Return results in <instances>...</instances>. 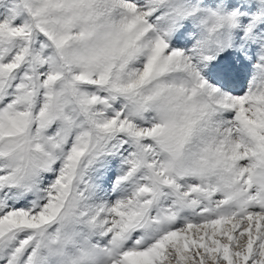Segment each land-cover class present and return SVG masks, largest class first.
Returning <instances> with one entry per match:
<instances>
[{
    "label": "snow or ice",
    "instance_id": "6c2138e0",
    "mask_svg": "<svg viewBox=\"0 0 264 264\" xmlns=\"http://www.w3.org/2000/svg\"><path fill=\"white\" fill-rule=\"evenodd\" d=\"M0 264H264V0H0Z\"/></svg>",
    "mask_w": 264,
    "mask_h": 264
}]
</instances>
